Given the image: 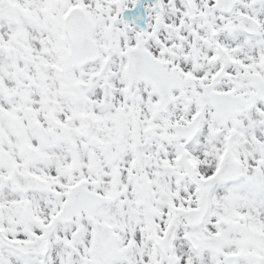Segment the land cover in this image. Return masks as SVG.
Segmentation results:
<instances>
[{
	"label": "snow or ice",
	"instance_id": "1",
	"mask_svg": "<svg viewBox=\"0 0 264 264\" xmlns=\"http://www.w3.org/2000/svg\"><path fill=\"white\" fill-rule=\"evenodd\" d=\"M0 264H264V0H0Z\"/></svg>",
	"mask_w": 264,
	"mask_h": 264
}]
</instances>
